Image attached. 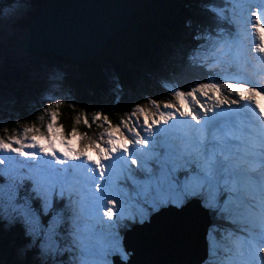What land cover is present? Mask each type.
Masks as SVG:
<instances>
[{"label": "trees", "instance_id": "trees-1", "mask_svg": "<svg viewBox=\"0 0 264 264\" xmlns=\"http://www.w3.org/2000/svg\"><path fill=\"white\" fill-rule=\"evenodd\" d=\"M40 1L0 0V91L13 99L11 112L0 110V135L6 139L18 130L16 122L43 128L49 119L41 105L59 108L56 123L67 132L66 139L76 132L83 136L89 127L103 123L120 128L122 120L128 122L146 104L169 101L171 95L164 89L168 85L177 83L187 90L199 84L191 70L196 37L218 26L210 17L225 15L228 8L226 0H134L139 10L132 22L107 42L97 59L79 64L19 49ZM14 5L18 14L10 10ZM7 9L12 14L8 22L1 20ZM40 70L58 76L68 93L59 104L42 97L46 80ZM74 128L81 132H72ZM8 166L0 169L1 193L39 221L23 227V213L12 218L0 214V264L69 263L70 255L62 252V235H58V197L44 199L37 181L24 178L30 175L29 168Z\"/></svg>", "mask_w": 264, "mask_h": 264}, {"label": "rangeland", "instance_id": "rangeland-1", "mask_svg": "<svg viewBox=\"0 0 264 264\" xmlns=\"http://www.w3.org/2000/svg\"><path fill=\"white\" fill-rule=\"evenodd\" d=\"M256 1L258 0H234L235 3L233 5L236 9L230 16L232 35L226 31H220V33L216 31L215 34L201 38L203 40V52L200 56V61L204 66L210 68L215 73V76L210 78L208 84L201 90L193 93L188 92L187 102L180 98L177 91H173L174 96L171 101L157 102L152 105L146 104L144 107L133 112L128 118V122H125L127 124L126 127H122L124 124H121L120 128L113 129L103 123L99 127H89L83 136L76 132L78 128H74L72 132L76 133H73V135L70 133L72 137L66 139H64V136H67V132L60 128V124L58 127L55 125L59 119V108H53L52 105L47 108L41 105L40 110L47 113L49 119L47 124L44 123L43 128L39 126L30 127L27 124L16 122L18 130H15L14 135H6L7 139L0 135V152L3 153V158L8 163L14 157L17 160L33 165L38 179L45 180L44 184L46 188L44 187V189L48 193L52 192V185L57 181L53 173L49 171L51 170L49 168L60 167L66 170V167L71 165V163L79 164L80 166L84 165V168L81 170V176L74 182L70 184L66 183L65 185V190L68 189L76 200L75 206L78 210V220L74 225L73 231V241L76 245V250L78 253H81L80 251L85 249V244H87L88 249L91 251L90 253L93 255L86 256L78 264H86V261L87 264H92L94 258L99 254L101 235L108 231L118 233L117 243L119 244V221L123 220L122 214L127 215L124 218L126 221L132 222L135 220L134 215L131 214H135L137 203L130 196V190L126 191L123 187L126 184L117 183L118 179L126 177L124 181L130 187L137 186L139 179H136L137 176L134 175L136 173L134 170L142 173L141 166H145L154 157V153L161 146L160 136L164 137L163 132L166 128H169L171 125H178V127L181 125L185 126V120L193 123L192 120L196 118L199 122L198 127L201 126V124H204L206 112L211 110V106L213 105L208 100L217 99L214 105L228 103L226 100H222L224 99L223 96L227 91L232 92L231 90L241 84L242 77H239L233 71V68L237 65L236 63L245 66L243 57L245 54L238 51L240 46L239 36L235 33L234 22L239 24L244 19V29L247 35L252 37L257 32L264 42V18L262 17L264 13L260 10L261 5H258ZM16 6L18 5H14L10 10H14L18 14L17 10L19 8L15 10ZM10 10L7 9L4 12L2 21L8 22L12 20ZM16 13L15 15H17ZM249 17L251 22H245V19ZM233 48H235L233 54H236L238 51L239 56L231 55ZM248 54L254 56L255 60L259 62V57L256 54V48L251 38H249ZM240 59L244 62H241ZM193 67L192 71L195 75H198L197 66ZM40 73L46 80L41 90L44 95L42 97H47L48 101L51 100L50 102H54V104H59L60 102L58 101L68 97V93L62 89L58 76L42 70H40ZM249 86L251 87L250 83ZM257 89L260 93H264L262 88ZM0 92V110L11 112L12 97L6 91ZM35 97H40V95L36 94ZM174 97L177 99L175 100ZM238 97L241 100V96ZM203 98L206 99L204 105H199V100H203ZM195 111H199L197 112L198 114ZM98 117L96 115L95 119H98ZM0 121L3 122V120ZM78 143L85 148L83 149L85 151L78 152L76 150ZM108 143L110 144V148L106 149L104 145ZM168 145L170 146L172 143L169 142ZM176 149L174 152H182L181 147ZM181 157L183 163L188 158L184 154ZM88 162L91 163V166L87 165ZM120 162L125 165L126 171L120 168ZM101 164L105 166L103 171L100 168ZM0 165L3 166V162H0ZM72 177H75V175H72ZM201 183H205L204 179H202ZM74 184L81 188L80 191H76L77 193L70 187ZM116 184L118 186L121 184L122 186L118 187ZM0 195L4 196L3 193H0ZM212 201L215 202L213 197ZM7 205L13 206L8 201ZM7 209L8 207L3 206L2 211L5 216L10 217L11 213ZM109 211L114 213L112 220H108L105 215ZM97 218H99V224L101 225L99 229L103 232L94 231L93 233L91 228L93 227V222L98 220ZM256 228L261 235L258 241H252L256 246L257 256L255 259L251 258L250 264H264V239L261 238L264 235L262 231L263 227L258 225ZM246 233L247 230L239 234L245 237ZM249 234L253 235V233ZM70 235L72 238V231ZM115 246L108 250L104 264H111V257L117 254L126 261L127 255L125 257L122 253L121 245L118 249ZM243 250L246 251L245 248L242 249V252ZM78 255L77 258L79 259ZM214 255L212 251L209 257H214ZM221 256L223 264H242L243 262H247L246 258H241L240 255L236 254L235 249Z\"/></svg>", "mask_w": 264, "mask_h": 264}, {"label": "water", "instance_id": "water-1", "mask_svg": "<svg viewBox=\"0 0 264 264\" xmlns=\"http://www.w3.org/2000/svg\"><path fill=\"white\" fill-rule=\"evenodd\" d=\"M138 10L134 0H41L18 47L87 63L98 58ZM207 226V214L196 203L162 210L124 234L127 264H201L207 256ZM113 264L123 263L114 258Z\"/></svg>", "mask_w": 264, "mask_h": 264}, {"label": "bare ground", "instance_id": "bare-ground-1", "mask_svg": "<svg viewBox=\"0 0 264 264\" xmlns=\"http://www.w3.org/2000/svg\"><path fill=\"white\" fill-rule=\"evenodd\" d=\"M263 1L264 0H258L256 2L258 5H261L260 10L264 13ZM262 17L264 18V16ZM228 18H230V16L227 17V19ZM246 21L251 22L250 17L248 19H245V22ZM243 22H244V19L239 24H237V22H234V27L236 29L235 33L239 36L238 38H239L240 46L238 48V51L245 54V67H243L242 71L244 69H247V71H249V72H243V74L247 76L248 81H250L251 83V87L248 84L249 82H246L245 80L242 79L241 84L237 85V87L231 90L232 92L227 91V93L223 96V98L226 101L232 102V104L234 102H239L241 105H243L244 108L250 109L252 112L256 111V105L259 106V108L263 109L264 111V94L260 93L257 87H254V85L255 86L259 85V87L264 88L263 87L264 86V42H263V38H261L257 32H255L252 37H249L244 29ZM250 25L252 24L250 23ZM249 38L252 39V43L255 45L256 54L259 57V62H257L255 58L252 57V55L248 54ZM240 60L241 62H244L242 59ZM238 96H241L242 100L238 99ZM205 101L206 99L204 98L203 100H199V103H200L199 105H204ZM208 101L211 104H213V103H216L217 99H211ZM224 121L226 123L228 120H224ZM189 125L190 124H187L184 127L187 128ZM227 128H229L230 130L232 126H227ZM171 129H175V127L172 126ZM180 130L181 128L180 129L176 128L175 129L176 132H173V134L175 135V140L179 142L180 144L182 143L183 146L185 142H189V146L186 147L185 150L188 155H192V156L199 155L200 163H197L196 166H200L201 164L209 165V166H206V169L209 172V174L212 168L214 170V175L217 178L221 177L222 179H225L226 187L234 190V192L236 191L239 192L238 195H242V197L246 199H251V200L253 198L259 199L260 202L258 203V206L259 208L264 210V164L262 163L263 164L262 165L260 163L259 156H258V155H264V154H258V153L253 154L254 149L256 147V143H257L254 138L253 139L255 141L252 142L250 139V135L247 134V136H245V133H243L244 137H246V141L244 142L242 139L241 140L226 139L222 137L223 135H226V132H228L226 129H225V132L221 133V135H219L218 137L212 134H210L207 137H203V136L200 137L202 135V131L200 128L197 129L195 133H193L192 130L186 131L185 133ZM209 133L216 134V131L209 132ZM259 135L264 136V133L261 132L259 133ZM77 147H76V150L78 152L85 151L83 150L85 148L80 146V143H78ZM104 147L106 149H109L110 144L108 143L104 145ZM183 148H185V146ZM95 151H97V149H95ZM191 152H193V154ZM87 165L91 166V163L88 162ZM83 166L84 165L80 166L79 164H72L70 166V169H72L75 172V174H79L81 173L82 168H84ZM119 166L121 169H123V171H126L125 165L122 162L119 163ZM189 167L191 168L192 166H189ZM100 168L103 171L105 169V166L101 164ZM63 171H64V177L67 183L69 184L72 183L70 179V178L73 179L72 174L70 172L68 174L66 170H63ZM235 173L237 177L235 176ZM198 174H200V171H198ZM37 181L45 183V180L40 181V179H37ZM186 181L189 182L190 179H187ZM56 182H57V185H62L60 184L59 180H57ZM75 184L70 187L75 192L80 191L81 190L80 186H77ZM120 186L122 185L120 184ZM123 187L127 191V188L125 186ZM22 192L24 193L23 189H22ZM240 192H243V193L241 194ZM130 194H131L130 196L132 197L133 193H130ZM68 198L69 199L67 200H63L60 196H58V201L61 204H68L71 201L70 197ZM247 206L250 209V201L247 202ZM250 211L252 210L250 209ZM147 213L156 214L157 212L148 211ZM147 213L142 210H139V211L135 210L136 215L133 213L131 214V215H134V219H135L132 222L129 220L128 221L124 220L125 216L127 215L122 214L121 216L123 217V220L121 221L118 220L119 226H120L119 231H124L125 233V232L132 230L134 227L141 226L145 223H148V221L139 223L137 220V218L139 217H145V218L147 217V219L149 220L151 216H147ZM206 228H208V226ZM207 232L210 233V230L207 229ZM261 238H263V236H261ZM188 239L196 240L195 237H189V236H188ZM120 245H121V251L124 254L123 239L120 241ZM226 247L229 250H231L234 247V245H228ZM249 250L250 252L253 251L251 246L249 247ZM116 259H118V261L123 264L128 263V261H123L122 258H116ZM261 261H262V258H261Z\"/></svg>", "mask_w": 264, "mask_h": 264}, {"label": "snow or ice", "instance_id": "snow-or-ice-1", "mask_svg": "<svg viewBox=\"0 0 264 264\" xmlns=\"http://www.w3.org/2000/svg\"><path fill=\"white\" fill-rule=\"evenodd\" d=\"M174 199L177 202V206H179L180 204L184 203V194L180 193V192H175L174 188L170 193ZM106 217L108 220H112L114 217V213H112L111 211L105 213ZM214 239V237H213ZM118 242V233L116 232H112V231H108L106 232L100 239V244L101 247L99 248L98 252V256L96 258H94V260L92 261V264H104V259L105 256L108 252V250L112 247H114L116 245V243ZM237 243V247H239V243ZM85 251H88V246L87 244H85ZM87 264V261H86Z\"/></svg>", "mask_w": 264, "mask_h": 264}]
</instances>
